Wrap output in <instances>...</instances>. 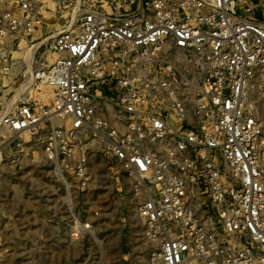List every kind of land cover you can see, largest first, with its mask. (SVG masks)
<instances>
[{
  "label": "built area",
  "instance_id": "1",
  "mask_svg": "<svg viewBox=\"0 0 264 264\" xmlns=\"http://www.w3.org/2000/svg\"><path fill=\"white\" fill-rule=\"evenodd\" d=\"M35 45L29 82L11 53ZM263 74L264 0H0V147L80 192L103 156L143 264H264ZM98 225L73 212L68 237L101 248Z\"/></svg>",
  "mask_w": 264,
  "mask_h": 264
},
{
  "label": "rangeland",
  "instance_id": "2",
  "mask_svg": "<svg viewBox=\"0 0 264 264\" xmlns=\"http://www.w3.org/2000/svg\"><path fill=\"white\" fill-rule=\"evenodd\" d=\"M45 15L44 27L35 37L51 34L63 22L51 10ZM27 50L18 47L11 58L25 59ZM31 50L30 60L25 59L30 63L28 72L33 70L35 48ZM52 58L48 48L35 54V59L45 64ZM249 97L264 120V74L251 81ZM103 158L97 155L93 161L96 184L80 192L71 182L60 179L51 166L21 163L13 148L0 147V264L144 263L147 247L135 207L129 204L126 190L107 174ZM96 208L99 217H94ZM73 212L82 219L98 220L101 248L92 238L69 239Z\"/></svg>",
  "mask_w": 264,
  "mask_h": 264
},
{
  "label": "bare ground",
  "instance_id": "3",
  "mask_svg": "<svg viewBox=\"0 0 264 264\" xmlns=\"http://www.w3.org/2000/svg\"><path fill=\"white\" fill-rule=\"evenodd\" d=\"M24 43V44H23ZM21 45L22 46H26V42L25 41H23L22 43H21ZM38 45V44H37ZM37 45H35V46H28L27 48H29L30 50L28 51L27 50V53H26V56H25V59H27L28 61L30 60V54H31V52L30 51H32L31 49H33V48H35V50H36V47H37ZM31 47V48H30ZM26 48V49H27ZM25 59L24 60H22V63L23 64H27L28 65V68L30 67V63L29 62H26L25 61ZM33 66H32V63H31V68H32ZM32 71V70H31ZM32 72H28V81L30 82L31 81V79H32ZM253 80V79H252ZM251 80V81H252ZM250 84H251V82H250ZM249 88H250V85H249ZM248 94H249V90H248ZM252 101V100H251ZM253 102V101H252ZM254 105H255V103H254ZM256 107V106H255ZM256 109H257V107H256ZM258 111V110H257Z\"/></svg>",
  "mask_w": 264,
  "mask_h": 264
}]
</instances>
